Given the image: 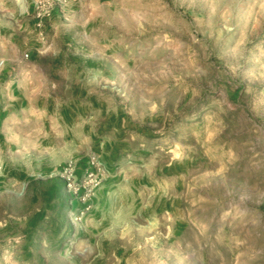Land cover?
Wrapping results in <instances>:
<instances>
[{
    "label": "rangeland",
    "instance_id": "rangeland-1",
    "mask_svg": "<svg viewBox=\"0 0 264 264\" xmlns=\"http://www.w3.org/2000/svg\"><path fill=\"white\" fill-rule=\"evenodd\" d=\"M0 264H264V0H0Z\"/></svg>",
    "mask_w": 264,
    "mask_h": 264
}]
</instances>
